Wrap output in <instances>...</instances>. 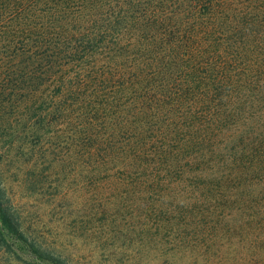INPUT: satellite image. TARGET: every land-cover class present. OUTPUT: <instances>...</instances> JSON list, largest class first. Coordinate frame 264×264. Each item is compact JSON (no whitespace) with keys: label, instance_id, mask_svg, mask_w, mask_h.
Returning a JSON list of instances; mask_svg holds the SVG:
<instances>
[{"label":"trees","instance_id":"1","mask_svg":"<svg viewBox=\"0 0 264 264\" xmlns=\"http://www.w3.org/2000/svg\"><path fill=\"white\" fill-rule=\"evenodd\" d=\"M0 138L186 245L263 230L264 0H0ZM25 229L0 175V264H79Z\"/></svg>","mask_w":264,"mask_h":264},{"label":"rangeland","instance_id":"2","mask_svg":"<svg viewBox=\"0 0 264 264\" xmlns=\"http://www.w3.org/2000/svg\"><path fill=\"white\" fill-rule=\"evenodd\" d=\"M0 148L4 155L3 138ZM49 160L10 154L0 175L25 230L79 264H264V229L216 233L204 250L186 245L182 219L138 218L119 206L105 211L87 181L68 167L54 170Z\"/></svg>","mask_w":264,"mask_h":264}]
</instances>
